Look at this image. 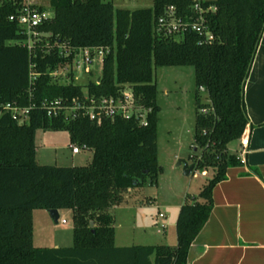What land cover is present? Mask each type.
Listing matches in <instances>:
<instances>
[{"label":"trees","instance_id":"1","mask_svg":"<svg viewBox=\"0 0 264 264\" xmlns=\"http://www.w3.org/2000/svg\"><path fill=\"white\" fill-rule=\"evenodd\" d=\"M22 0L0 3V264H187L190 247L213 208L212 190L230 167L243 163L229 151L240 143L248 126L244 87L264 31V0H205L215 11L206 24L210 43L186 30L181 39L155 32L157 18L173 7L175 16L189 19L190 0H153L151 8H114L103 0H47L40 10L52 13L32 49L17 24L9 20ZM107 50L98 80L87 84L58 83L51 72L72 63L84 48ZM191 66L195 79L193 147L195 170L214 175L197 197H187L175 222L176 244L114 243L113 217L123 193L155 181L157 163L156 84L153 67ZM31 73L37 74L32 80ZM131 89L149 109L146 125L135 118L92 123L82 112L75 119L48 117L43 100L65 105L85 97L116 96ZM200 88L208 102H201ZM33 106L28 121L19 124L3 105ZM205 110V112H203ZM39 129L65 130L69 146L86 145L91 161L83 166L40 165L35 160ZM69 209L74 230L71 247H34V210ZM57 222V221H55ZM92 223V226H91Z\"/></svg>","mask_w":264,"mask_h":264},{"label":"rangeland","instance_id":"2","mask_svg":"<svg viewBox=\"0 0 264 264\" xmlns=\"http://www.w3.org/2000/svg\"><path fill=\"white\" fill-rule=\"evenodd\" d=\"M111 2L114 8L137 10L151 8L153 0H103ZM47 7V0H32ZM48 14L52 13L47 9ZM83 59L75 55L68 71L73 73L72 83L85 85L96 81L101 75V61L94 56L89 65L91 73L76 67ZM62 73H66L63 72ZM61 71L55 76L58 83H70L69 75ZM153 81L156 84V103L159 106L157 123V163L160 168L155 181L147 178L138 187L123 193L122 201L109 209L113 217L114 243L120 246L169 245L175 246L176 232L172 225L178 215L177 204H183L187 197H197L206 179L214 175L212 168L201 175L199 170L183 175L179 160L192 163L191 156L200 157L201 151H194L193 132L195 120V79L191 66L153 67ZM124 89H126L124 87ZM201 102H208L201 92ZM35 160L40 165L83 166L91 161L92 152L81 150L72 154L69 134L65 130L39 129L35 137ZM229 151L239 156L237 143L228 146ZM159 214L166 216L159 218ZM32 217L34 247H71L73 245L74 220L69 209L58 211L57 222L47 210H34ZM65 220L66 224L60 221ZM171 222V225H169ZM165 229L158 232L159 229ZM167 233V234H166ZM167 238V242L165 239Z\"/></svg>","mask_w":264,"mask_h":264},{"label":"crops","instance_id":"3","mask_svg":"<svg viewBox=\"0 0 264 264\" xmlns=\"http://www.w3.org/2000/svg\"><path fill=\"white\" fill-rule=\"evenodd\" d=\"M244 103L249 131L244 162L228 168L225 180L214 186L213 208L190 247L187 264H264V31L244 87ZM181 205H176L178 211Z\"/></svg>","mask_w":264,"mask_h":264},{"label":"built area","instance_id":"4","mask_svg":"<svg viewBox=\"0 0 264 264\" xmlns=\"http://www.w3.org/2000/svg\"><path fill=\"white\" fill-rule=\"evenodd\" d=\"M22 8L14 15L9 17L10 21L17 24L26 37L25 45L28 49H32L34 44L42 36L39 31V27L50 19L51 15L48 11L40 10L39 7L32 2V0H22ZM205 0H190L191 17L189 19H181L175 16V10L173 7L166 8V13L157 18L155 32L162 34L166 37H173L174 39H181L186 30H191L196 33L200 40V43H210L213 41L214 36L209 27L206 24L207 13L215 11V6L212 4L204 6ZM1 3V0H0ZM81 52L83 59L80 63H77L78 69L82 68L85 73H91L89 65L92 63L93 58L97 55L101 61L107 54V50L100 48H84L80 49L76 54ZM75 54V55H76ZM74 55V57H75ZM73 57V59H74ZM73 62V60H72ZM72 64V63H71ZM67 65L65 68L57 69L51 72V76L56 80L55 76L59 71L66 72L64 75H69L73 78L71 70L68 71ZM32 80L35 79L37 74L31 73ZM98 80V79H97ZM200 92L203 94L204 89L200 88ZM33 106L21 107L15 103H6L3 105V113L9 114L11 118L19 124H23L28 121L29 113ZM41 108L45 110L48 117L63 116L64 120L75 119L80 112L86 115L92 123L100 124L106 119L120 118L131 119L135 118L140 125H146L147 115L150 112L149 109L143 107L136 99L131 89H122L116 96H104V97H85L81 102L73 100L71 105H65L60 99L50 101L48 99L43 100ZM205 112V110H203ZM249 142V131L246 127L241 139L239 157L244 162V155L247 152ZM72 154H78L81 150H89L86 145L76 146L72 145ZM203 172L201 175H205ZM159 218H165L164 215L159 214ZM62 224H66L65 220L60 221ZM165 229H159L161 232Z\"/></svg>","mask_w":264,"mask_h":264},{"label":"water","instance_id":"5","mask_svg":"<svg viewBox=\"0 0 264 264\" xmlns=\"http://www.w3.org/2000/svg\"><path fill=\"white\" fill-rule=\"evenodd\" d=\"M197 148H194V151H196ZM182 166L183 175L189 176L191 175L195 170L194 163H188L186 160H179L177 162V167ZM50 216L54 219V221L58 220V211L57 210H49L48 211ZM92 226V223H91Z\"/></svg>","mask_w":264,"mask_h":264}]
</instances>
